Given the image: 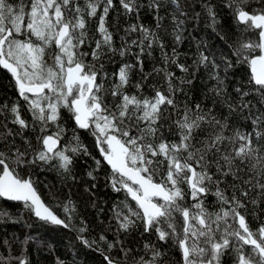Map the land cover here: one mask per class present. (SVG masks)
I'll return each instance as SVG.
<instances>
[{"label": "snow or ice", "instance_id": "1", "mask_svg": "<svg viewBox=\"0 0 264 264\" xmlns=\"http://www.w3.org/2000/svg\"><path fill=\"white\" fill-rule=\"evenodd\" d=\"M164 3L165 0H149L147 7L158 12ZM170 3L176 5L179 13L172 16L174 44H179L184 24L180 17L185 13L180 11L178 0ZM141 6L139 0H119L123 14H135L137 19ZM229 7L240 26L236 40L228 45L231 56L223 52L206 54L198 48L193 63L197 68L209 69V79L215 81L209 91L214 98H220L214 99V107L222 104L231 115L250 108L244 100L250 92L243 85L234 89L236 97L225 87L229 70L237 64L248 66V84L264 98V10L248 11L245 0H230ZM115 8L114 0H83V4L80 0H0V67L11 74L19 96L32 114V123L22 118L19 105L10 109L4 105L0 111H10L12 123L20 129L16 135L28 128L35 132L39 127L38 148L24 138L25 147L21 150L12 130L3 133L0 198L22 201L25 208L47 224L74 229L75 209L64 204L65 217L61 218L41 200L34 182L22 178L17 171L46 165L70 174L75 154L91 155L75 133L67 145L63 143L65 128L59 121L62 109H67L75 129L87 130L94 137L95 147L111 168L107 182L112 190L126 194L125 201L113 206L117 235L141 225L145 233L154 230L159 241L171 239L179 248L183 264H222V257L228 253L232 254L233 264H264V223L253 230L241 211H246L244 199L249 192L258 191L264 197V113L253 117L251 132H242L233 128L229 116L218 117L214 107L193 105L183 86H190L196 73L191 72V79L186 75L176 82L171 69L188 74L190 67L179 62L176 47L171 53L165 50L166 45L155 31L142 24H130L125 36L139 33L138 39L129 44L121 37V47L114 46L106 19ZM204 8L215 31L217 14L209 4H204ZM97 17L96 31L90 34L89 21ZM161 19L157 17L158 21ZM220 39L227 42L228 37L221 35ZM93 43L90 52L82 50ZM133 46L139 49L135 62L122 61L112 73V87L106 89L107 80L101 73L105 77L107 73L102 63L96 67L97 62L106 55L125 57ZM157 46L163 63L145 73L143 57L151 56ZM88 56L91 63L85 62ZM231 57H235V62ZM137 67L141 81L131 85V73ZM154 75L160 78L161 85L147 84ZM126 86L134 87L136 92L129 94ZM145 87L152 94H144ZM178 93L185 95V103L177 99ZM52 125L56 130L49 134ZM168 135L175 139L169 140ZM101 163L96 160L97 167ZM210 193L216 198L218 210H209L206 205L205 197ZM129 197L135 206L127 202ZM251 202L255 204L256 200ZM4 219L11 220V215L0 210V220ZM81 224L74 229L78 232L76 239L88 248L100 250L97 241L84 237L87 229ZM29 239L25 237L21 244H27ZM98 240L105 246L101 251L104 264H121L110 254L117 247L125 264L129 259L132 264H158L162 255L146 243L144 250L150 251L151 256L136 259L133 249L124 247L123 240L109 242L103 234ZM3 243L9 245L7 240ZM0 264H28V260L23 253L0 255ZM57 264L64 261L57 259Z\"/></svg>", "mask_w": 264, "mask_h": 264}, {"label": "trees", "instance_id": "2", "mask_svg": "<svg viewBox=\"0 0 264 264\" xmlns=\"http://www.w3.org/2000/svg\"><path fill=\"white\" fill-rule=\"evenodd\" d=\"M83 4V0H80ZM149 0H139L142 5L139 10V18L135 14L124 15L123 9L119 7V0H114L116 5L115 10H110L109 16L106 19V26L113 34L114 46L120 48L122 45L121 37H125L127 42L131 44L133 39H138L139 33H130L125 36V29L130 24H142L145 27L153 30L162 39L166 45V51L171 53L173 47H176L179 53V62L190 67L188 74L182 73L178 68L173 67L171 70L179 78L187 75L191 79V72H195L196 76L192 84L184 85V93L187 94L191 103L201 104L204 108L214 107L213 93L209 90L215 84L214 80L209 79V69L197 66L193 63L197 56L198 48L201 51L213 52L219 55L221 52L231 56L228 45L233 44L236 40L240 26L237 25L233 18V10L229 7L230 0H178L180 11L185 13L180 19L184 20L182 25V41L179 44H174V37L172 35L174 22L173 15H179L175 11L176 5L170 3V0H165L164 7L158 12L147 7ZM247 10L250 12H260L264 10V0H245ZM204 4H209L216 12V19L218 25L213 30L211 20L204 8ZM199 13V17L196 14ZM163 19L157 20V17ZM161 27L157 28V23ZM98 17L89 21V32L95 33ZM221 35L228 37L227 42L220 39ZM97 38L98 34H97ZM256 39V37H252ZM94 43L84 47L82 50L90 52L94 47ZM139 49L136 46L128 52L125 57L118 54L115 56H104L103 59L97 62L96 67L99 68L100 63L104 65V72L107 73L105 77L103 73L101 76L107 80L105 84L106 89H110L113 84L112 73L116 72L121 66V62L134 63L135 53ZM144 72L151 73L153 67L160 66L163 61L161 58V51L157 46L151 56L145 55ZM235 62V57H231ZM51 63V59L48 61ZM86 63H91L92 58L88 56L85 58ZM249 68L245 64L243 66L237 64L235 68L229 70L225 87L233 97H236L234 89L243 85L245 91L250 94L244 100L250 105V108L238 111L229 115L228 110L222 104H216L214 113L218 116H229V121L233 128L242 132H251L253 130L252 119L264 113V98L260 96L259 92L251 90V85L248 84ZM141 81V73L139 68L131 73V85ZM148 85H161L162 81L157 76H152L148 81ZM129 94L135 93L136 89L131 86H126ZM144 94L150 95L151 89L144 88ZM111 100V97H108ZM177 99L181 104L185 103V95L177 94ZM240 101L237 99L236 101ZM19 105L21 116L29 124L32 123V114L28 111V105L19 96L15 82L11 74L0 67V107L7 105L10 109L12 105ZM171 111V109H169ZM62 118L59 121L65 128L63 143L67 145L72 140V136H79L82 145L87 147L91 155H84L77 153L74 156V164L71 167V172L65 173L62 169L40 165L35 170L31 168L17 169L19 175L24 179H31L34 182V187L40 195L44 203L54 210L61 218L65 217L63 205L68 204L70 208H74L72 213L74 229L82 226L86 227L87 231L83 234L84 237L90 241H97L100 244V250L96 248H88L81 244L76 239L78 232L76 230L65 229L56 225L47 224L34 216L27 208L24 207L23 202L3 200L0 198V210L7 211L11 215V220H0V255L3 256H20L22 253L27 257L28 264H57V259L64 261V264H104L101 251L104 249L103 242H99L100 235H105L109 242L116 240H123L124 247L133 249V254L136 259L140 256H151V252H145L144 245L151 244L155 246L162 255L158 258V264H183L179 248L173 244L172 240L159 241L157 235L153 230L151 233H145L143 226L132 229L128 233H120L117 235L116 222L113 219V206L121 204L125 201L126 194L122 191L117 193L112 190L107 182V178L111 173V168L103 161L99 150L95 147V139L92 135L83 129H75L74 120L69 119L70 114L67 109H62ZM12 114L10 111H0V150L3 149L5 141L3 133L12 130L13 138L16 146L24 149L23 139L27 138L31 141L33 148H38L36 142V135L39 134V127L33 132L31 128L24 129L22 135H16L20 131L18 125L12 123ZM173 119L175 115L173 114ZM171 123V121H169ZM167 127V125L165 126ZM55 125H52L48 132H54ZM169 140L175 139L172 135H168ZM96 160H101L99 167L96 165ZM92 172L93 176L89 177L88 173ZM159 182V177H156ZM229 183L231 177L228 178ZM95 184V188L91 185ZM224 187V185H221ZM215 191L213 187L212 192ZM228 194L231 195V188L228 189ZM239 195V193H237ZM255 199L256 203L251 201ZM127 202L135 206V203L127 198ZM206 205L209 210H218L216 198L211 193L205 197ZM246 204V211L241 210L245 215L249 226L255 230L261 223H264V197H261L257 192H249V196L244 199ZM25 237H31L27 244H21ZM9 241V245H4V241ZM114 259L125 264L123 253L117 247L111 250L110 253ZM127 264H132L131 259ZM222 264H233V257L231 253L222 257Z\"/></svg>", "mask_w": 264, "mask_h": 264}, {"label": "water", "instance_id": "3", "mask_svg": "<svg viewBox=\"0 0 264 264\" xmlns=\"http://www.w3.org/2000/svg\"><path fill=\"white\" fill-rule=\"evenodd\" d=\"M249 72H250V70H249ZM110 167V166H109ZM38 194V193H37ZM39 195V194H38ZM40 196V195H39ZM41 198V197H40ZM130 198V197H129ZM1 199H3V200H7L6 198H1ZM131 199V198H130ZM41 200H42V198H41ZM43 201V200H42ZM18 202H22V201H18ZM44 202V201H43ZM134 202V201H133ZM135 203V202H134Z\"/></svg>", "mask_w": 264, "mask_h": 264}, {"label": "flooded vegetation", "instance_id": "4", "mask_svg": "<svg viewBox=\"0 0 264 264\" xmlns=\"http://www.w3.org/2000/svg\"><path fill=\"white\" fill-rule=\"evenodd\" d=\"M181 259H182V257H181Z\"/></svg>", "mask_w": 264, "mask_h": 264}]
</instances>
